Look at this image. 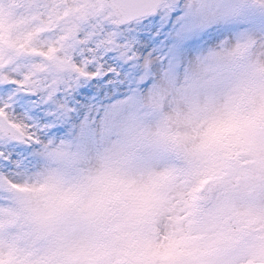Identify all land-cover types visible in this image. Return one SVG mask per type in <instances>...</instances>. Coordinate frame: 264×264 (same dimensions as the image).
<instances>
[{
    "label": "snow or ice",
    "instance_id": "1",
    "mask_svg": "<svg viewBox=\"0 0 264 264\" xmlns=\"http://www.w3.org/2000/svg\"><path fill=\"white\" fill-rule=\"evenodd\" d=\"M16 8L0 264H264V0Z\"/></svg>",
    "mask_w": 264,
    "mask_h": 264
},
{
    "label": "rangeland",
    "instance_id": "2",
    "mask_svg": "<svg viewBox=\"0 0 264 264\" xmlns=\"http://www.w3.org/2000/svg\"><path fill=\"white\" fill-rule=\"evenodd\" d=\"M19 3V0H0V8H3L6 14L10 18H15L20 15L18 9L16 8V5ZM164 23H167L166 21ZM161 22L157 21L155 24H153L150 21H145L143 27L145 30H151L153 27H160ZM163 39V38H161ZM95 87V85H93ZM85 96V93L81 92V98Z\"/></svg>",
    "mask_w": 264,
    "mask_h": 264
}]
</instances>
